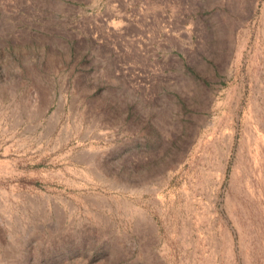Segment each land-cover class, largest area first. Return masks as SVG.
<instances>
[{
	"label": "rangeland",
	"instance_id": "374dc122",
	"mask_svg": "<svg viewBox=\"0 0 264 264\" xmlns=\"http://www.w3.org/2000/svg\"><path fill=\"white\" fill-rule=\"evenodd\" d=\"M0 264H264V0H0Z\"/></svg>",
	"mask_w": 264,
	"mask_h": 264
}]
</instances>
